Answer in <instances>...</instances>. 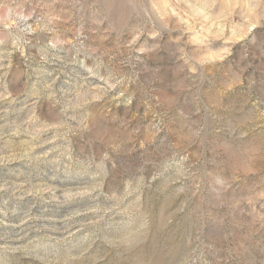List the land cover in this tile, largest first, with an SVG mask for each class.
Masks as SVG:
<instances>
[{
	"label": "rangeland",
	"instance_id": "rangeland-1",
	"mask_svg": "<svg viewBox=\"0 0 264 264\" xmlns=\"http://www.w3.org/2000/svg\"><path fill=\"white\" fill-rule=\"evenodd\" d=\"M0 264H264V0H0Z\"/></svg>",
	"mask_w": 264,
	"mask_h": 264
}]
</instances>
